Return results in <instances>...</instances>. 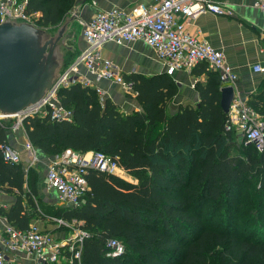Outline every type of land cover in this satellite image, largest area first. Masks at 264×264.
Returning a JSON list of instances; mask_svg holds the SVG:
<instances>
[{"label": "trees", "instance_id": "16d2710c", "mask_svg": "<svg viewBox=\"0 0 264 264\" xmlns=\"http://www.w3.org/2000/svg\"><path fill=\"white\" fill-rule=\"evenodd\" d=\"M78 1L28 0L26 10L40 14L39 26L51 28ZM200 65L209 80L196 85L199 105L173 115L167 111L177 93L171 78L124 77L142 106L130 114L111 99L101 101L95 89L76 84L60 90L72 120L26 118L30 143L52 157L66 150L103 152L136 182L91 169L80 207L49 208L38 198L33 170L3 161L0 152V190L17 192L15 204L0 214L18 230L28 229L36 215H49L89 232L80 259L69 263L72 252L65 247L60 264L264 263V149L244 140L239 145L235 132L226 130L219 75ZM262 88L249 105L264 117V83ZM8 142V128L0 123V146ZM222 232L234 237L215 256L216 247L205 242L225 244ZM110 239L123 245L121 255L108 256Z\"/></svg>", "mask_w": 264, "mask_h": 264}, {"label": "built area", "instance_id": "2783aa9c", "mask_svg": "<svg viewBox=\"0 0 264 264\" xmlns=\"http://www.w3.org/2000/svg\"><path fill=\"white\" fill-rule=\"evenodd\" d=\"M27 2L28 0H0V23L6 17H12L38 25L40 14L28 13ZM93 4H96L95 1ZM254 7L264 13V0H254ZM203 13L232 15L230 10L210 0H152L149 6L141 5L130 13L118 9L97 10L88 21L81 22L87 48L63 72L38 105L17 115L13 129H19L26 118L33 116H49L52 121H71L72 112L62 106L58 94L60 90L76 84L95 89L101 101H104V91L95 87V81L84 76L82 70L87 71L96 81H112L126 90H131L132 84L116 70L110 59L101 55V48L109 42L122 44L143 41L166 63L168 75L182 69L190 70L204 63L218 73L222 87L232 86L237 89L238 75L227 64L224 53L187 29L188 23L185 21H193ZM180 17L184 21H180ZM260 53L264 55V46L260 48ZM252 70L264 74V65L258 63ZM226 130L238 133L245 144H253L258 151H263L264 118L238 95L230 107ZM24 149L35 157L36 148L29 140ZM0 152L3 161L7 163L21 162L20 151L10 143L2 144ZM91 169L123 179L119 171L126 173L103 152L91 151L82 154L66 150L49 164L46 173L47 185L72 208H78L89 189L86 175ZM1 193L3 192L0 190ZM90 236L89 232L73 226L70 238L56 240L35 225H30L26 230L7 225L0 229V264H16L7 259V252L34 256L38 264H60L65 247H69L72 252L68 262L73 263L80 259L82 245ZM107 247L109 257H116L124 252L123 245L115 239H110Z\"/></svg>", "mask_w": 264, "mask_h": 264}, {"label": "crops", "instance_id": "0c3cea01", "mask_svg": "<svg viewBox=\"0 0 264 264\" xmlns=\"http://www.w3.org/2000/svg\"><path fill=\"white\" fill-rule=\"evenodd\" d=\"M94 1L95 5L93 4ZM210 1L230 10L232 15L203 13L193 21H185L188 23L187 29L202 41L208 42L216 50L224 53L227 64L238 75L236 89L238 96L249 105V102L256 99L262 91L264 83V74L255 73L252 70V67L258 63L264 65V55L260 53V48L264 46V13L254 7V0ZM151 2L152 0H89L83 13L84 22L85 20L88 21L97 10L111 11L118 9L130 13L141 5L149 6ZM179 20L184 21L181 17ZM77 47V55L87 48V43L83 37L80 38ZM101 55L105 59H110L123 77L171 78L177 88V93L167 106L170 115L177 113L182 107L199 105L201 98L196 85L206 83L209 80V74L201 72L204 65L200 64L193 69H182L168 75L166 63L158 57L157 52L152 47L143 41L122 44L109 42L101 48ZM82 73L84 76L93 79L95 87H99L104 91V98L111 99L118 104L124 113L130 114L135 111H142V106L137 101L133 89L126 90L121 85L108 80L96 81L85 70H82ZM20 129L11 127L12 131L8 132V143L20 151V164L22 163L21 165L26 173L33 170L36 164L42 165L43 175L37 177L38 198L49 208L74 209L63 201L54 189L49 188L47 185V168L56 156L45 155L37 149L35 157L28 153L24 149L28 137L25 129L23 131H20ZM27 165L28 167L25 168ZM16 193L15 190H11L0 194V210H9L15 204ZM72 224L76 225V222H68L49 215H36L30 223V225L37 226L41 231L51 234L56 240H65L70 236L69 234L72 231L68 232V229H73ZM7 225H10L7 218L0 214V229L5 228ZM6 257L16 264H38L34 256H26L23 253L7 252Z\"/></svg>", "mask_w": 264, "mask_h": 264}, {"label": "water", "instance_id": "95a60500", "mask_svg": "<svg viewBox=\"0 0 264 264\" xmlns=\"http://www.w3.org/2000/svg\"><path fill=\"white\" fill-rule=\"evenodd\" d=\"M88 1H78L51 28L12 17L0 23V123L8 132L17 115L38 105L75 61ZM237 95L232 86L221 88L220 105L225 114Z\"/></svg>", "mask_w": 264, "mask_h": 264}, {"label": "rangeland", "instance_id": "374dc122", "mask_svg": "<svg viewBox=\"0 0 264 264\" xmlns=\"http://www.w3.org/2000/svg\"><path fill=\"white\" fill-rule=\"evenodd\" d=\"M73 10V8L72 9H70V11H72ZM21 129H20V131H23L25 128H24V125H22L21 127H20ZM234 140L239 144V145H243L242 143H243V139H242V137L240 136V135H238V133H236L235 132V138H234ZM232 153H236V151L234 150V151H232ZM22 164V163H21ZM26 164V163H25ZM31 166H32V164H30ZM33 165H35V164H33ZM28 167V165L25 167V168H27ZM33 170H34V173H35V175H37V177H39V176H41V175H43V167H42V165L41 164H36L35 166H34V168H33ZM119 173L124 177V179L125 180H127V181H130V182H132V183H135L136 182V180L133 178V177H131L130 175H128L127 173H123L122 171L120 172L119 171ZM73 225V224H72ZM75 228H77L75 225H73ZM69 230V231H68ZM67 231L68 232H73V229L71 228V229H68ZM72 232H71V234H69L70 236H68L67 238H65V239H68V238H70L71 237V235H72ZM214 234L212 235V240H214L215 238H214ZM221 236H223V237H225V239L227 240L226 241V243L225 244H218L217 242H215V243H213L214 241H211L209 238H207L206 239V242H205V247H216L215 248V250H214V252H213V254H215V256H219V254H220V252H224V249H223V247H231V243H230V240L232 239V237H234V236H232V235H229V236H227L226 234H225V232H222L221 233ZM240 239H244V238H242V237H239ZM212 254V253H211ZM253 260V259H252ZM239 261L240 262H242L243 261V257L242 258H240L239 259ZM237 262H238V260H237ZM252 264H264V263H262L261 261H259V260H253L252 261Z\"/></svg>", "mask_w": 264, "mask_h": 264}]
</instances>
